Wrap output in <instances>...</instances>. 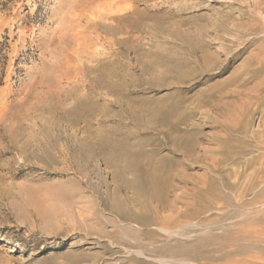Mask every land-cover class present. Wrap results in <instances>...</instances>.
<instances>
[{"label":"rangeland","instance_id":"374dc122","mask_svg":"<svg viewBox=\"0 0 264 264\" xmlns=\"http://www.w3.org/2000/svg\"><path fill=\"white\" fill-rule=\"evenodd\" d=\"M0 264H264V0H0Z\"/></svg>","mask_w":264,"mask_h":264},{"label":"bare ground","instance_id":"6f19581e","mask_svg":"<svg viewBox=\"0 0 264 264\" xmlns=\"http://www.w3.org/2000/svg\"><path fill=\"white\" fill-rule=\"evenodd\" d=\"M130 221V220H129ZM173 225V224H172ZM164 229V228H163ZM166 230V229H165Z\"/></svg>","mask_w":264,"mask_h":264}]
</instances>
